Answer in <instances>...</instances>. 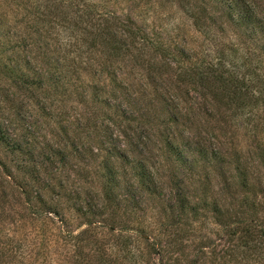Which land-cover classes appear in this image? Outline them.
I'll list each match as a JSON object with an SVG mask.
<instances>
[{
	"label": "trees",
	"instance_id": "obj_1",
	"mask_svg": "<svg viewBox=\"0 0 264 264\" xmlns=\"http://www.w3.org/2000/svg\"><path fill=\"white\" fill-rule=\"evenodd\" d=\"M102 1H36L32 4L36 20L30 26L34 32L19 33L17 39L9 41L24 55L0 60V77L31 95L29 100L39 117L49 118L56 109L50 101L51 91L66 85L63 83L70 69L78 80L85 78L88 84H94L89 90L83 88V98L78 102L87 112L75 121L56 123L53 146L41 148V161L32 160V168L27 165L29 170L25 164L15 170L25 179L24 187L17 185L23 207L34 211L36 221L43 218L53 225L60 222L64 229L69 216L73 223L80 220L88 228L79 234L60 231L62 244L54 251L59 244L49 242L53 230L40 229L45 260L51 262L57 255L52 263L71 264L69 257L77 260L73 264H154L152 259L157 257L163 264L165 254L179 247L174 261H187L190 250H186L190 248L182 246L183 242H192L209 229V235H218L225 248L221 256L212 252L218 261L213 264H251L255 257L264 261V212L257 198H263V192L255 191L250 177L258 166L264 167V146L257 142L255 153L248 146L247 155H243L246 148L235 145L232 153L223 139L228 128L238 130L241 119L255 118L256 110L258 119L264 117L262 0H214L215 8L221 9L218 14L205 11L200 18L186 9L190 4L184 6L198 31L213 45L212 52L206 54L183 46H166L158 35H149L129 15L118 14ZM36 21L48 24L52 31L62 27L67 39L58 33L45 35ZM205 21L209 26L200 25ZM227 27L240 34L238 39L246 37L245 43L223 46L220 41ZM37 63L43 65L41 71ZM252 63L256 69L248 71ZM136 69L141 70L139 81L135 79ZM41 95L50 102L46 98L42 101ZM21 109L15 123L21 131L31 133L28 128L35 127L29 121L33 113L28 120ZM224 111L236 113L226 118ZM1 123L0 151L17 159L33 153L27 136L10 135ZM99 125L108 129L103 142L93 136ZM80 166L91 186L96 182L89 169L97 173L102 186L97 192L92 188L96 195L90 191L80 194L63 179V171L79 172L76 169ZM16 175L0 160L3 206L8 205L6 184L11 181L14 185ZM214 176H218L219 184L222 182L223 199L233 200L230 208L208 197ZM56 180L58 184H53ZM242 190L244 197L240 199ZM45 193H52L51 204L44 201ZM125 217L133 223L137 220L140 228L120 230ZM147 218L151 223L143 225ZM208 223L213 226L212 232ZM97 228L107 230L111 237L130 230L136 239L119 235V256L112 257L96 233L93 237ZM138 241L145 244L143 254L147 257L137 254L134 243ZM11 242L0 244V264H33L30 246ZM207 247L210 249V245ZM18 255L25 259L20 262ZM203 256L189 261L204 263L201 261L208 257ZM146 258L152 259L146 262Z\"/></svg>",
	"mask_w": 264,
	"mask_h": 264
},
{
	"label": "rangeland",
	"instance_id": "obj_2",
	"mask_svg": "<svg viewBox=\"0 0 264 264\" xmlns=\"http://www.w3.org/2000/svg\"><path fill=\"white\" fill-rule=\"evenodd\" d=\"M36 1L44 2V0H0V60L4 61L5 59H7V61H9L16 56L22 57L24 55L23 53L19 52V49H17L16 51V49L13 48L14 45H12L9 41L13 39L15 40L16 36L19 35V33L34 32V28H31L30 26L32 25V20H36L34 16L35 8L32 5ZM93 1L99 2L100 0ZM102 2L104 4L107 2V6L111 9L113 8L114 10H116L118 14L129 15L136 22V24L146 30L149 35H158V38H160L162 42H165L166 46H183L189 49H197L202 54L212 52L211 50H213V45L210 44L208 38L203 37L200 31H198L197 25H195V19H191L189 17L186 9L191 10L193 17L196 18H200V15L205 11L210 15L218 14V10L221 9H218L219 7H217V9L215 8V5L217 3L214 0H103ZM188 4H190V6L186 7ZM262 4L263 5L261 7V10L264 16V0H262ZM80 5H82V3ZM184 6L186 7V9H184ZM66 7L67 5H63L64 11H67ZM36 23L38 26H41L43 33H46L45 35L53 33L57 36L59 34L60 36L63 35L67 39V35L66 33H64L62 27H56V29L52 31L48 24L41 23L40 21H36ZM200 25L207 27L209 26V21L202 22L200 23ZM227 29L228 30L225 32L224 37L220 41L223 46L228 47L231 42H237V44L245 43L246 37L243 36L242 38L238 39L240 34H238L237 31L233 29V27H227ZM33 52L36 56L38 55L37 51ZM32 54L33 53L31 52L29 53L31 58ZM36 66L38 71H41V68H43V65L40 63H37ZM247 69H249L248 71H254L256 67L254 66V63H252L249 64ZM69 71L70 73L66 75L65 81L63 83L66 85H64L63 87L60 86L59 88L57 87V89L53 90V92L51 91L52 97L50 98V101L56 109L51 112L50 110H48L50 112L49 118H47V116L43 118L35 115L36 113L33 109L34 105L32 101L29 100V97H31V95H29V93H26L27 91H25V89L19 90L13 85L12 82L5 79L4 77H0V122H3L1 124H4L6 127H8V133L10 135H20L21 137L27 136L28 138L26 139L28 140V142L30 141L29 143L32 145L31 147H33L32 154L29 153L27 156H20L18 157V159L16 158L17 156H7L5 152L0 151V160L11 170L13 169L15 174H17V181L14 185L11 181H8V184H6L8 186V189L6 190L8 205L3 206V204L0 203V244H8L10 239L12 242H25V244H27L26 247L30 246L29 248L30 250H32L31 260L33 264H55L52 262H55V259H57V255H54L51 262L45 260L46 256L42 248L44 242L42 241V239H40V229L53 230V232H51V234H53V237L49 239V242L50 244L54 243V245L59 244L58 246L53 248V251L56 250L57 247H61V237L63 238V234H61L60 237V231L72 230L75 234H79L88 230L87 227L81 224L80 220L77 222L74 221L73 223L71 220L72 218H69V216L66 218L64 229H62L63 224L60 222L56 225H53L51 223L45 222L43 218H41L40 221H36L35 219H37V217L33 213L34 211H27L26 208L23 207L24 199L21 196V188L18 187L25 186V179L24 177H22L23 173H16L15 171L17 168H19L18 170H20V168H23L24 164L26 166H29L31 164L29 166L31 169L32 165L34 164L30 163L32 160L41 161V148H45L49 144L53 146L52 141H54V138H52V133L54 129L57 128L56 123L60 122L61 120H65V122L66 120L69 122L75 121L76 118L80 116V114L84 115L87 112V108L85 107V105H79L78 102L81 101V98H83V96L81 95L84 93L83 88H87L89 90L88 87H92L94 84H88L85 78H83L82 80H78L77 76L73 74V68ZM139 73H141V70L136 69L135 79L137 81H139L140 79ZM262 74L264 76V73ZM53 76L57 77L56 74ZM254 86L256 89H260V86L258 84ZM103 87L104 86H100V88ZM64 89L68 90L69 92H66ZM41 98L42 101H44V98H46L45 100L48 103L50 102L48 101L47 96L44 97L41 95ZM20 108H22L21 110H23L22 113L28 117V120L30 118L29 113H33V116L29 121L31 123L33 122V124H35V127L33 126V128H28L31 133L21 131V129L18 128L19 125L15 123V121L19 119L18 117L20 115ZM257 112L258 110H256L255 118L250 121L240 118L242 123L241 126L237 128L238 130L231 129L229 131V128L227 129V132L224 135L225 137L223 136V139L225 140L227 149L230 150V152L235 153L233 151V147L235 145L236 147H242L243 150L244 148H246L243 155H247V150H249V148L252 150V153H255L256 149L254 148V146L257 145V142L264 146V117L258 119ZM224 113L227 114L225 117L229 118V116L235 115L236 112L224 111ZM259 120H261V122L257 126V128H255L258 123L257 121ZM196 125L198 126V124H195L194 126ZM106 130L108 129L105 126L101 125L100 128L98 127L95 130L96 132L93 131V136L95 138H99V140L103 142L108 136L106 135ZM116 140L118 141V139ZM2 168L4 169V167ZM80 168H83V166H80L76 169V171L79 172L72 171V173L71 171H63V179L68 182V185L71 189L79 190L80 194L85 191H90L94 193L93 195H96L95 192H97V190H99L102 186V183L97 179V173L94 171V169H89V174L96 182L93 186H91V180L86 179V172H83V169L80 171ZM22 170L23 171L21 172H24L25 169ZM4 171H6V169H4ZM200 172H202V170ZM67 175L70 176L69 180H67ZM250 177L253 184L255 185V191L259 194L260 191L263 192V198L262 195L261 197L258 196L257 198L259 201H261L260 205H262V209L264 212V167L262 166V164L251 172ZM214 178L215 181L210 183L208 187V197L210 198V200L213 198L219 199L221 200L223 205H227V208H230L233 200L231 198L228 199L227 197L225 198V200L223 199L224 189L222 191V182L221 184H219V180L217 179L218 176H214ZM0 181L2 183L4 182V180L2 179H0ZM58 182L59 181L56 180L53 182V184H58ZM92 188L95 189V192ZM34 191H37V189H34ZM236 193H238V191H236ZM239 193H241L239 195V198L243 199L244 191H239ZM1 196L2 195L0 193V197ZM251 197L252 199H254L253 196ZM53 198L54 197L52 196V193H45V199H43L45 202L51 204ZM3 208L6 210L5 214H3L2 212ZM238 210L239 209H236V211ZM148 214L151 216L153 213L149 212ZM134 222L136 223H133L132 220H129L125 217L121 220L119 229L140 228L139 225L141 223H138L137 220H135ZM148 223H151V221L147 218V221L143 225H147ZM207 228H210V231L212 232V225L208 223ZM208 231L209 229H205L202 235H196L192 242H183L182 246L185 245L189 246L190 248H187L186 250H190L187 255V257L190 258L189 260L202 259L204 258L203 255L205 254L208 258L203 259L201 262L204 263L201 264H213L214 262H218L215 261L214 256H212L211 254L213 252V254L221 256V253L224 252L225 248L223 242L219 240V236L215 235L214 233H211L209 235ZM92 233L93 237L96 233L99 243L101 242L102 244L106 245L105 248L108 251L107 254L112 257L115 256L116 258H118L119 256L118 250L120 249V245H118L117 243L119 235L121 237H125V235H127L130 238L134 237V239H136L135 235H131L132 231L130 230L124 231L123 235L122 232H117L119 233V235H114V237L109 236L107 230L105 229L97 228L96 231L93 230ZM89 235L92 236V234L90 233ZM138 243L139 244L134 243V247L136 249H139L137 250V254L139 256L144 255L145 257H147V254H143L146 252V249L144 248L145 244L139 241ZM213 244L215 245L214 247ZM206 245H210V249H208ZM178 248L174 251L170 250L169 253L165 254V256L163 257V264H194V262L192 263L189 260L186 261L183 259H178L179 262H175L173 256L178 252ZM203 252L204 254H202ZM22 259L25 258L18 255V260L20 262H22ZM150 259L152 258H146V262H148ZM238 259H241V255H238ZM152 260L154 264H159L160 262L157 257H153ZM68 261L73 264L77 260H72L68 257ZM150 264H153L152 261H150ZM251 264H264V261L263 259L260 260L255 257Z\"/></svg>",
	"mask_w": 264,
	"mask_h": 264
}]
</instances>
